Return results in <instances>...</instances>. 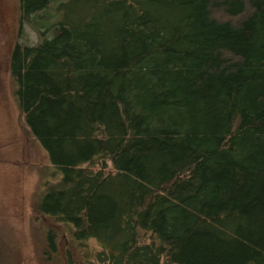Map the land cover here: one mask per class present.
I'll return each instance as SVG.
<instances>
[{"label":"trees","instance_id":"1","mask_svg":"<svg viewBox=\"0 0 264 264\" xmlns=\"http://www.w3.org/2000/svg\"><path fill=\"white\" fill-rule=\"evenodd\" d=\"M19 5L39 41L13 48L14 94L54 172L37 210L62 229L47 249L65 233L80 264H264V0Z\"/></svg>","mask_w":264,"mask_h":264},{"label":"rangeland","instance_id":"2","mask_svg":"<svg viewBox=\"0 0 264 264\" xmlns=\"http://www.w3.org/2000/svg\"><path fill=\"white\" fill-rule=\"evenodd\" d=\"M20 17L19 0H0V264H69L70 257L80 264L69 235L57 240L55 252L45 244L49 228L62 229L37 210L47 191L46 173L54 172L47 152L23 126L14 94L13 48L39 41ZM40 22L53 25L49 16L36 20ZM90 260L94 264L92 254L85 259Z\"/></svg>","mask_w":264,"mask_h":264}]
</instances>
